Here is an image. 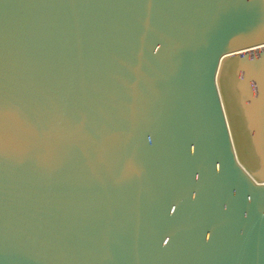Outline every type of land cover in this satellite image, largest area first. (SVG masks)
Wrapping results in <instances>:
<instances>
[{"label":"water","instance_id":"1","mask_svg":"<svg viewBox=\"0 0 264 264\" xmlns=\"http://www.w3.org/2000/svg\"><path fill=\"white\" fill-rule=\"evenodd\" d=\"M0 264H264V0H0Z\"/></svg>","mask_w":264,"mask_h":264}]
</instances>
